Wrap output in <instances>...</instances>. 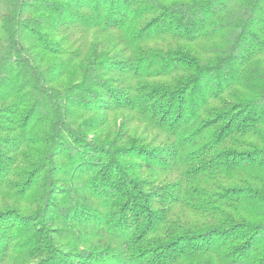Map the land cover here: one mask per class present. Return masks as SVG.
I'll use <instances>...</instances> for the list:
<instances>
[{"label": "trees", "instance_id": "obj_1", "mask_svg": "<svg viewBox=\"0 0 264 264\" xmlns=\"http://www.w3.org/2000/svg\"><path fill=\"white\" fill-rule=\"evenodd\" d=\"M0 264H264V0H0Z\"/></svg>", "mask_w": 264, "mask_h": 264}]
</instances>
